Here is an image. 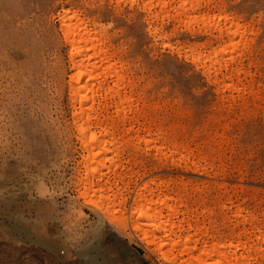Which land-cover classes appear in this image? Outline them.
<instances>
[{"label":"rangeland","instance_id":"1","mask_svg":"<svg viewBox=\"0 0 264 264\" xmlns=\"http://www.w3.org/2000/svg\"><path fill=\"white\" fill-rule=\"evenodd\" d=\"M150 1L0 0V264H180L189 254L174 247L163 259L134 231L153 234L144 226L160 197L169 199L170 220L181 219L190 244L196 235L199 245L264 231V0ZM64 9L77 10L86 27L95 23L92 31L126 77L120 96L130 97L121 105L126 120L114 116L110 93L100 100L107 132L95 130L106 138L92 149L72 126L58 16ZM218 12L244 27L245 45L233 55L243 67L239 79L232 71L233 81L214 82L224 69L208 72L207 61L189 54L224 44ZM263 249L248 264H264Z\"/></svg>","mask_w":264,"mask_h":264},{"label":"bare ground","instance_id":"2","mask_svg":"<svg viewBox=\"0 0 264 264\" xmlns=\"http://www.w3.org/2000/svg\"><path fill=\"white\" fill-rule=\"evenodd\" d=\"M116 1H119V0H116ZM149 1L147 0V2H149ZM160 1H159V3H160ZM184 1L186 2V0H184ZM199 1H197V2H199ZM124 2H123V4H124ZM147 2H145V3H147ZM151 2H152V0L150 1V3ZM141 3L143 4L144 2H141ZM154 3H156V2H154ZM160 4H159V6H160ZM187 4L189 5V3H187ZM195 4H197V3L195 2ZM195 4H194V6H195ZM148 5L145 4V6H148ZM194 6L192 8H194ZM149 7H150V5H149ZM146 8H148V7H146ZM180 8H182V6H180ZM185 9H187V8H185ZM143 10H146V9L144 8ZM76 11L75 10H71V9H66V10L64 9V10H62L61 13H59V15H58L59 16V24H60L59 25V30H60V32H62V34H63L62 35L63 36L62 40L64 41V43L67 46V54H66V56H67V59H68V61H67L68 62V68L71 70V72L69 73V76H68L69 79L67 78L68 80H67L66 84H67V89H68L67 91H68V98H69V106L71 107V116H72V119H73L72 126H73V128H75V130L78 131V132L76 131L78 133V135H76V136H77V139L81 143L80 145H82L83 148H85V149L89 148V147H91V149H92V145L93 144L103 143L105 138H106V137L104 138V134H100V131L101 132H103V131L107 132L104 124H102L103 123L102 122V117H100V114H99L101 112L102 107H104L103 106L104 105L103 102H101L100 100L104 99V96H106L105 94L107 92L110 93L108 95L111 98V100H109V102L111 104L110 103L109 104H110V106L114 107V112H115L114 116H116V118H118L119 120H123V119L126 120L127 118L126 119L124 118V114L126 113L125 110H127V108H125L126 107L125 105L124 106H121V105L123 104V102L126 99H130V97L128 98V96H126L127 97L126 98L125 96H122V95L120 96L119 87H121V86H119V85L121 83H123V80L126 77L122 73H120V70L122 68L121 69L118 68L119 66L121 67V65L118 64L119 65L118 66L116 64L117 60L115 61L113 59V61H110V58L114 57L113 56V51L112 52H108L107 51L108 49L106 48V45L105 46L103 45V39H102L103 37L101 38V34L100 33L99 34L96 33V30L94 31L95 28L92 31V28L94 27L95 23L93 22V24H92L90 22L93 26H91L90 28L86 27V20H84L83 17H80ZM175 11H177L176 7H175ZM182 11H184V9ZM79 13H80V11H79ZM177 13L178 12H176V14ZM218 14H219V12H218ZM218 14H214L215 17L217 19L218 18H222V19L221 20L218 19L219 21L216 19L214 25H216V27H217L216 29H217V32L219 33V36H218L219 39H221L222 36H225L226 40L225 41L223 40L224 44L221 43L223 46L222 45L220 46L218 44L217 46L210 47L211 49L209 51L206 50V53L207 52L208 53L205 54V55H204V53H202L200 51L199 52L198 51L195 52L193 49H191L192 51H190L189 54L191 56V59L193 61H195V62H202V64L204 65V63L207 61L208 63L205 64L206 65L205 69L208 70V72H209V68H213L214 70H216V69L218 70L219 69V71H220V68H223L224 72L222 71V73H220L218 71L219 72V76L216 73H214L213 76H211L210 78L214 82H218V81H224L225 82V80H224L225 78L226 79L228 78V80L231 79L232 71H234L233 75L235 76V78L239 79L238 72H239V69L241 67H238V66H242V65H238L237 66V62H236V60L233 59V55H234V52L236 51V48H239L240 44L245 45V42L242 39H240L241 36L243 35L244 27L241 24L239 25L237 23V21H236V23H234L233 21H231V23H230V20H228L229 22L223 21V20H225V18L228 19V18H232V17H227L226 14H224L225 17H222L223 14H222V16L220 14H219L220 15L219 16ZM155 15H154V17H155ZM163 15H164V13H163ZM203 15H202V18H201V15H200V18H201L202 21L207 19V18H210V17H207V16H206L207 17L206 18ZM205 15H208V14H205ZM214 15L211 16L210 20L214 19ZM156 16H158V15H156ZM164 16L167 17V14L164 15ZM170 16H171V14H170ZM191 17H193V16H191ZM87 19H88V17H87ZM188 20H190V19L188 18ZM191 20H192V18H191ZM182 21H180V22H182ZM187 23H189V22H187ZM193 23H194V21H193ZM193 23L191 22L192 26H193ZM208 23H209V21H208ZM97 24L99 26V23H97ZM187 26H188V24H187ZM207 26H209V25H207ZM211 26L212 25H210V27ZM99 27H98V30L99 31L102 30L103 26H101V29H99ZM175 27H176V25H175ZM98 30H97V32H98ZM148 30L153 32V34H154L156 29H155V26H154V28H152V30L151 29H148ZM179 30H180V28H179ZM207 30H209V29H207ZM100 32H103V31H100ZM158 35H160V33ZM156 37H159V36H156ZM235 37L238 38V39H236ZM114 53H115V51H114ZM111 55H112V57H111ZM235 55H237V54H235ZM237 58H239V57H237ZM238 60H241V58L238 59ZM118 63H119V61H118ZM123 63H125V62H123ZM202 64L199 63V65H202ZM240 64H242V63H240ZM247 65H248V63H247ZM122 67H124V65H122ZM205 69H203V70H205ZM121 72H122V70H121ZM208 72H206V73L208 74ZM106 75H107V77L111 78V80H112V82H111L112 84L111 85H107V84L105 85L104 84L105 78H107ZM242 75L244 77V74H242ZM128 80H129V78H128ZM239 81H241V79ZM129 82H131V81L129 80ZM224 82H221V83H224ZM228 86H231V83ZM228 86H226V87H228ZM123 87L125 88V86H123ZM123 87H122V89H123ZM101 90L104 91L103 94L101 93ZM129 90L130 89H128V92H129ZM227 90H229V89H227ZM122 94H124V93L122 92ZM124 95H129V93L128 94H124ZM106 98H108V96H106ZM126 101H128V100H126ZM126 101H125V103H127ZM104 102H105V100H104ZM106 102H105V105H107ZM120 102H122V103H120ZM110 106L108 105V107H110ZM105 107L107 108V106H105ZM105 107H104V109H106ZM104 109H102V110H104ZM103 119L105 120V118H103ZM133 120H131V121H133ZM136 120L137 119H135L134 122ZM120 122H121V124L123 123L122 121H120ZM128 124H130V123H128ZM118 125H117V127H118ZM132 125L133 124H131L130 126H132ZM113 127H116V126H113ZM149 127L150 126L148 125V126H146L144 128V131L146 130V133H147V131L149 129H151ZM97 129H101L100 131L98 130V132L100 134L98 136L96 135V134H98V132L95 133V130H97ZM132 131H134V130H132ZM157 131H158V129H157ZM136 133H138V132H136ZM158 136H160V135H158ZM161 137H162V135H161ZM152 143H154V142H152ZM170 144L173 147L177 146V143L173 139H172ZM154 145H155V143H154ZM179 145H181V144H179ZM181 147H182V145H181ZM101 148L104 150V148L102 146H101ZM158 148H159V146H158ZM175 148L177 149V147H175ZM177 151H179V150H177ZM174 152H175V150H174ZM95 154L96 153L93 154V156H92L93 158L96 157ZM179 154L181 155V153H179ZM176 159L178 160V158H176ZM143 189L144 188H142V190ZM159 193L161 194V196L163 195L162 192H159ZM137 200L140 202L139 199H135L134 198V200H133V203L135 202V205H137ZM168 200L169 199H167V198L161 199V197H160V199H159V207H158L156 213L147 216V219H149V223L146 224L144 227L147 228V227H152L153 226V234L152 235H148L147 236V233H148L147 230L148 229H144L143 226H135L134 227L135 233L137 235L138 234L141 235V237H142L141 240H143L145 242L146 239L149 238V241H146L147 245H149V246L151 245L152 249L155 252L160 253V255H161V257H163V259L164 258L167 259V255L169 253H170V255H172V251L171 250H173V248L175 247L174 250L177 249V251H179V252H177L178 254H184V253L185 254H189L188 258L186 260H181L180 261L182 264H248L249 261H250L249 259H251L253 257V255L251 257V254H258L260 252V250L263 249V247H264V231L260 230L259 228H256L257 232H253V233H255L254 237H251L250 233L246 231L249 235H244L243 236L244 238L241 239V237L239 235V231H238V232L235 233L236 237L232 236V237H228V238H218V237L216 238V237H212L211 235H208L209 238L211 236L210 240L208 241L206 239H201L200 242L198 243L199 245H196L199 237H197V235L196 236L194 235L196 238L192 239L191 244L188 243V241H189V239L191 237V234H188V232H187V234L182 235L181 231H182V227H183L182 225L183 224H181V219L180 220L177 219L176 222L170 220V216L173 215L174 207L172 205L167 204ZM147 202H149V201L147 200ZM162 207H164L166 209V212H165L166 215L162 214ZM221 208H223V207H221ZM137 210H140L139 209V205L137 207ZM240 210H242V209H239V207L235 208L236 215H237L238 212H241ZM171 213H172V215H171ZM175 213H174V215L176 216L177 213L176 214ZM249 216H251V215L249 214ZM171 218H173V217H171ZM243 218H244V216H243ZM253 218H256V217H253ZM244 220H245V218H244ZM248 220H250V219L248 218ZM242 221L240 222V225H242V228H244V225L241 224V223H243ZM182 223H183V221H182ZM188 225H187V227H188ZM189 226L191 227V225H189ZM232 226H233V224H232ZM237 226H238V224H237ZM258 226H259V224H258ZM209 228H211V227H209ZM189 229H191V228H189ZM195 229H197V228H194V229H191V230H195ZM244 229H246V227ZM198 230H200V229H198ZM232 230H234V229H232ZM155 231L159 232L160 236L157 237L156 235H154ZM204 231H207V229L204 228ZM242 231L243 230H240V232H242ZM199 236H201V235L199 234ZM202 238H204V237H202ZM167 245H168V247H166ZM247 254L250 255V257ZM174 255H175V253H174ZM86 256L89 259L92 258V256L89 255L88 253L86 254ZM180 256H182V255H180ZM255 257H253V258H255ZM258 257L261 258V255H259ZM173 259H175V257ZM263 259H264V257H263Z\"/></svg>","mask_w":264,"mask_h":264}]
</instances>
